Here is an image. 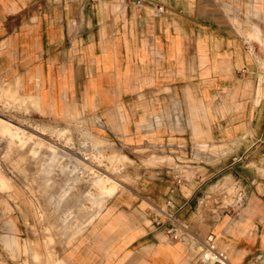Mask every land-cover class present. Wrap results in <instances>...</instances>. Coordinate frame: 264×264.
<instances>
[{
    "label": "crops",
    "instance_id": "1",
    "mask_svg": "<svg viewBox=\"0 0 264 264\" xmlns=\"http://www.w3.org/2000/svg\"><path fill=\"white\" fill-rule=\"evenodd\" d=\"M254 30L264 38V0H0V84L15 98L54 121L79 111L94 135L162 146L175 161L128 191L96 174L100 215L64 263L209 264L198 240L211 239L230 264H264V47ZM163 208L185 237L156 227Z\"/></svg>",
    "mask_w": 264,
    "mask_h": 264
},
{
    "label": "rangeland",
    "instance_id": "2",
    "mask_svg": "<svg viewBox=\"0 0 264 264\" xmlns=\"http://www.w3.org/2000/svg\"><path fill=\"white\" fill-rule=\"evenodd\" d=\"M248 35L264 47L255 30ZM260 56L253 53L257 62ZM12 91L0 84V264H68L62 260L69 247L100 215L91 201L99 193L96 174H109L128 191L175 161L162 146L94 135L79 111L54 121L41 103Z\"/></svg>",
    "mask_w": 264,
    "mask_h": 264
},
{
    "label": "built area",
    "instance_id": "3",
    "mask_svg": "<svg viewBox=\"0 0 264 264\" xmlns=\"http://www.w3.org/2000/svg\"><path fill=\"white\" fill-rule=\"evenodd\" d=\"M160 210L167 213L164 208ZM154 224L158 229H162L166 236L172 239L183 238L187 235V227L179 223L172 214L167 213L166 219L161 220L157 216V213H154ZM198 254L201 263L230 264L227 253L219 249L211 239L198 240Z\"/></svg>",
    "mask_w": 264,
    "mask_h": 264
},
{
    "label": "bare ground",
    "instance_id": "4",
    "mask_svg": "<svg viewBox=\"0 0 264 264\" xmlns=\"http://www.w3.org/2000/svg\"><path fill=\"white\" fill-rule=\"evenodd\" d=\"M260 99V98H259ZM259 102V101H258Z\"/></svg>",
    "mask_w": 264,
    "mask_h": 264
}]
</instances>
